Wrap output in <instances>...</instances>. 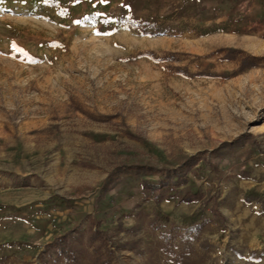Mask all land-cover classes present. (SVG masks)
Returning a JSON list of instances; mask_svg holds the SVG:
<instances>
[{"label":"rangeland","instance_id":"rangeland-1","mask_svg":"<svg viewBox=\"0 0 264 264\" xmlns=\"http://www.w3.org/2000/svg\"><path fill=\"white\" fill-rule=\"evenodd\" d=\"M0 264H264V0H0Z\"/></svg>","mask_w":264,"mask_h":264},{"label":"trees","instance_id":"trees-1","mask_svg":"<svg viewBox=\"0 0 264 264\" xmlns=\"http://www.w3.org/2000/svg\"><path fill=\"white\" fill-rule=\"evenodd\" d=\"M131 28L128 24V29ZM141 35L145 36L147 35L144 30L139 32ZM239 51L229 49L226 51V55L224 56L225 59L227 60H233L237 58V55L239 54ZM249 57H245L241 60V67H250L253 66V63L248 62ZM196 165V159L194 157H191L187 159L182 166L179 168L175 169H169V168H161V169H156L153 166L150 165H143V166H123L117 168V173L121 171H126L130 169H139L144 172L150 173V174H158L160 175V180L158 182V185H151L149 186V190L153 191L155 193V201L156 203H160L163 201L164 198V193L161 192L162 188H168L170 185H184L187 182V172L190 171L194 166ZM175 180V182H173ZM113 185V184H111ZM111 187V186H110ZM109 187V188H110ZM204 194L202 193H192L191 191H186L182 196L179 198V202L183 204H193L200 202L203 200ZM213 210L216 211V203L213 202ZM142 213L136 214L137 217L140 218L142 216ZM135 216V217H136ZM136 217V218H137ZM154 226V224H151ZM158 227V226H155ZM100 232H97L96 230L92 233V237L90 238H100L98 235ZM70 238H66L65 236H61L57 239V241L53 244L52 249H58L59 255H62L63 253H66L68 257H74L76 258L74 252V248H72L71 243H70ZM128 248L129 250H134L137 249V246H134V244H129L125 245L124 249ZM99 260V258H97Z\"/></svg>","mask_w":264,"mask_h":264},{"label":"snow or ice","instance_id":"snow-or-ice-1","mask_svg":"<svg viewBox=\"0 0 264 264\" xmlns=\"http://www.w3.org/2000/svg\"><path fill=\"white\" fill-rule=\"evenodd\" d=\"M105 2H106V0H105Z\"/></svg>","mask_w":264,"mask_h":264}]
</instances>
